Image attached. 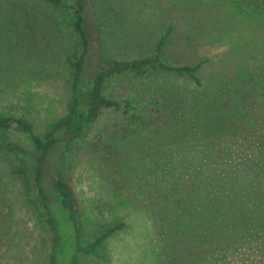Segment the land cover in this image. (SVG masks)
<instances>
[{
    "label": "rangeland",
    "instance_id": "1",
    "mask_svg": "<svg viewBox=\"0 0 264 264\" xmlns=\"http://www.w3.org/2000/svg\"><path fill=\"white\" fill-rule=\"evenodd\" d=\"M0 3L6 9L0 12V113L24 115L41 133L66 112V57L78 37L38 0ZM83 6L86 78L100 44L111 59H142L167 29L162 61L202 64L198 81L152 69L111 79L103 95L129 101L134 124L105 110L68 149L59 144L49 153L43 186L59 233L55 264H68L75 251L68 213L54 190L59 173L72 192L82 244L123 224L103 244L107 261L84 257L81 264H165L158 260L152 210L169 202V190L197 186L188 180L200 170L204 132L213 137V168L238 190L250 224L230 258L264 264V14L239 19L221 1L199 0H83ZM6 137L26 152L0 154V264H48L52 232L37 220V191L25 197L11 173L20 160L31 167L32 144L16 131Z\"/></svg>",
    "mask_w": 264,
    "mask_h": 264
},
{
    "label": "trees",
    "instance_id": "2",
    "mask_svg": "<svg viewBox=\"0 0 264 264\" xmlns=\"http://www.w3.org/2000/svg\"><path fill=\"white\" fill-rule=\"evenodd\" d=\"M54 9L59 25L71 30L78 41L66 57L67 80L70 84V100L64 114L47 123L41 133H36L34 124L26 116L0 113V154H24L26 151L18 144L10 142L6 137L9 131L27 135L31 144V167L20 160L17 167L11 170L17 175L21 192L28 197L32 190L37 191L42 210L36 208L37 220L42 230L52 232V245L48 264H55L58 254L59 233L57 222L53 217L47 192L43 186L45 161L49 153L59 144L68 149L83 132L95 123L101 113L112 110L113 114L122 117L127 124L133 125L138 116L127 115L129 101L118 102L103 95L107 83L116 77L131 75L141 77L149 69L159 73H173L187 76L194 81L197 65L172 66L162 61L163 48L167 44L170 30L167 29L155 44L153 53L142 59L118 61L108 57L100 44V52L95 61L90 78L85 77V58L88 41L82 28L84 21L83 0H38ZM201 3H218L221 1L232 15L241 19L258 17L264 14V0H199ZM0 3V12H6ZM8 14V13H7ZM6 14V15H7ZM122 111V112H121ZM120 122V121H119ZM209 133V134H208ZM204 132L202 150L197 166V174L189 173V180L197 182V186L189 185L183 190L173 188L168 191L169 202L154 207L152 216L155 219L156 237L161 258L165 264H240L230 256L239 249V241L243 234L250 230L249 220L239 199L238 190L230 188L223 170L213 168V137ZM222 161H224L222 159ZM193 167V166H191ZM219 183L215 184L216 181ZM54 190L61 206L67 211L72 226L74 254L68 264H81V258L93 257L107 261L103 251L104 242L123 224L108 226L87 243L81 242V228L72 192L63 177L57 174L53 182ZM235 189V190H234ZM33 205L34 201L31 202ZM256 260H252L255 263Z\"/></svg>",
    "mask_w": 264,
    "mask_h": 264
}]
</instances>
